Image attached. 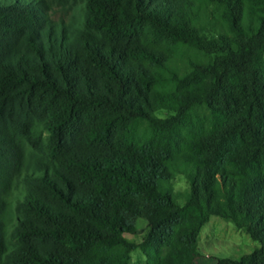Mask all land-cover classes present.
<instances>
[{
    "label": "trees",
    "instance_id": "16d2710c",
    "mask_svg": "<svg viewBox=\"0 0 264 264\" xmlns=\"http://www.w3.org/2000/svg\"><path fill=\"white\" fill-rule=\"evenodd\" d=\"M212 216L264 264V0H0V264H194Z\"/></svg>",
    "mask_w": 264,
    "mask_h": 264
},
{
    "label": "rangeland",
    "instance_id": "374dc122",
    "mask_svg": "<svg viewBox=\"0 0 264 264\" xmlns=\"http://www.w3.org/2000/svg\"><path fill=\"white\" fill-rule=\"evenodd\" d=\"M170 113L161 111L159 117H166ZM183 166L180 167V170ZM172 186L176 201L183 204L188 196V185L183 175L175 174ZM143 220L137 221V231L134 235H126L128 239L140 243L146 226ZM259 244L250 239L242 230H238L231 222L219 217H210L208 223L201 229L199 234L198 253L199 258L194 264H213L218 259L236 260L243 255L249 254ZM143 255L139 250L131 254L130 264H142Z\"/></svg>",
    "mask_w": 264,
    "mask_h": 264
}]
</instances>
